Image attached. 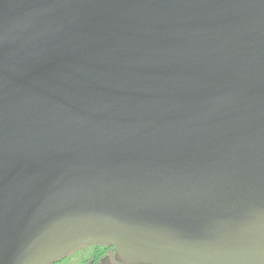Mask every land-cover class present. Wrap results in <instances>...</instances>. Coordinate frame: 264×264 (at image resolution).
<instances>
[{
    "label": "water",
    "instance_id": "95a60500",
    "mask_svg": "<svg viewBox=\"0 0 264 264\" xmlns=\"http://www.w3.org/2000/svg\"><path fill=\"white\" fill-rule=\"evenodd\" d=\"M264 264V0H0V264Z\"/></svg>",
    "mask_w": 264,
    "mask_h": 264
},
{
    "label": "flooded vegetation",
    "instance_id": "af4514ba",
    "mask_svg": "<svg viewBox=\"0 0 264 264\" xmlns=\"http://www.w3.org/2000/svg\"><path fill=\"white\" fill-rule=\"evenodd\" d=\"M87 248H92V251L89 253L88 258L85 260L86 262L82 264H126L118 257L114 247L112 246L90 245L83 249H87ZM67 258L62 259L56 264H60ZM140 264H145V263H140Z\"/></svg>",
    "mask_w": 264,
    "mask_h": 264
},
{
    "label": "rangeland",
    "instance_id": "374dc122",
    "mask_svg": "<svg viewBox=\"0 0 264 264\" xmlns=\"http://www.w3.org/2000/svg\"><path fill=\"white\" fill-rule=\"evenodd\" d=\"M92 251V248L82 249L65 259L60 264H82L85 263L88 258L89 253Z\"/></svg>",
    "mask_w": 264,
    "mask_h": 264
}]
</instances>
